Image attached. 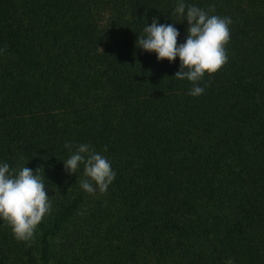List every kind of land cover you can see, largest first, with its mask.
<instances>
[{
	"label": "trees",
	"instance_id": "obj_1",
	"mask_svg": "<svg viewBox=\"0 0 264 264\" xmlns=\"http://www.w3.org/2000/svg\"><path fill=\"white\" fill-rule=\"evenodd\" d=\"M177 2L0 0V164L51 203L29 242L0 220V264H264V0H184L231 18L199 96L136 45L153 17L185 41ZM81 144L116 173L103 194L64 169Z\"/></svg>",
	"mask_w": 264,
	"mask_h": 264
},
{
	"label": "clouds",
	"instance_id": "obj_2",
	"mask_svg": "<svg viewBox=\"0 0 264 264\" xmlns=\"http://www.w3.org/2000/svg\"><path fill=\"white\" fill-rule=\"evenodd\" d=\"M214 10V5L205 11L178 0L173 14L187 21L188 25L183 43L177 44L180 33L173 24H158L156 17L152 18V23L144 28L136 40L138 48L144 52H154L158 61L167 60L171 63L179 58L180 68L174 77L191 82V96L202 95L204 88L199 84L205 74H214L228 60L225 45L230 39L231 18L209 15ZM65 147L72 148L70 144ZM63 164L69 175L83 165L86 179L81 180L80 186L90 194L97 190L101 194L105 193L116 176L110 161L88 144L77 146ZM36 172L26 166L16 172L10 170L7 163L0 164V220L11 228L18 241L33 240L37 226L51 209L43 178Z\"/></svg>",
	"mask_w": 264,
	"mask_h": 264
}]
</instances>
